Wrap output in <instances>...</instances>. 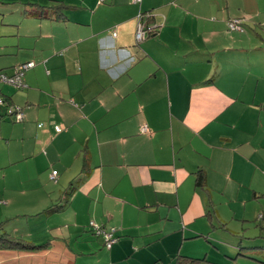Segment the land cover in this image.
<instances>
[{"label":"crops","instance_id":"crops-1","mask_svg":"<svg viewBox=\"0 0 264 264\" xmlns=\"http://www.w3.org/2000/svg\"><path fill=\"white\" fill-rule=\"evenodd\" d=\"M15 2L0 69L36 64L25 88L0 83L24 110L0 107V220L39 248L0 246V264H264L242 238L256 219L264 239V46L227 24L264 28V1Z\"/></svg>","mask_w":264,"mask_h":264},{"label":"built area","instance_id":"built-area-1","mask_svg":"<svg viewBox=\"0 0 264 264\" xmlns=\"http://www.w3.org/2000/svg\"><path fill=\"white\" fill-rule=\"evenodd\" d=\"M134 1H141V0H134ZM144 15V14H143ZM141 15V16H143ZM150 15V13L145 14ZM228 26L231 30H242L241 27V19L240 18H233L229 21ZM155 29L154 26L146 24L145 22H142L140 24L139 30L137 32V38L138 40H142L144 39L150 32H152ZM117 33L114 32V35H116ZM35 62L34 61H28L25 63H21L19 65H17L15 67V70L13 73H7L3 70H0V83H5V84H9L12 85L16 88H25L27 86V84L25 83V72L34 67L35 66ZM5 100L4 98H0V105L4 104ZM7 113L9 115H14L15 118L18 121H21L24 119V110L22 107L20 106H15V105H7L6 107ZM143 131H147V127H143L142 129ZM58 175V171L54 170L51 174V178L52 179H56ZM92 225H95V229L96 231L100 234L102 233L107 241V246L111 247L116 241L117 238L113 235V232L111 230H103L101 228H99L100 226L97 225L95 223V221H91Z\"/></svg>","mask_w":264,"mask_h":264},{"label":"rangeland","instance_id":"rangeland-1","mask_svg":"<svg viewBox=\"0 0 264 264\" xmlns=\"http://www.w3.org/2000/svg\"><path fill=\"white\" fill-rule=\"evenodd\" d=\"M18 5L19 4L16 3L15 0H0V7L4 8V10L0 8V22H2L1 21L2 16L4 14H6L7 12H9V15H12L10 13L12 11V7L17 8ZM6 20H8V19H6ZM5 22H9V21H5ZM0 25H1V23H0ZM14 26L15 25H7V24L4 25L5 30L3 27V32H7V33H5V34L3 33L5 36H3L4 38L2 40H0V44H2V43H3L2 45L7 44V46L14 44V41H15V39H14V37H15L14 36V31H15ZM244 31H246L247 37L250 36V38H252L255 41V42H253L254 44H256V45L261 44L262 46H264V28L263 27L257 28V26L251 25V24L246 22L245 27H244ZM36 34H37L36 37H39L40 31L37 32ZM253 47H257V46L252 45V48ZM255 49H258V48H255ZM251 52L255 54V52H258V51H251ZM256 57L259 58V55H257ZM259 61L264 64V58H259ZM221 202H223V203H220V200L216 201V203L219 205L218 206L219 209L223 210L222 215H226V211L228 210L227 204H226L227 202H225V201H221ZM1 212H2V209L0 207V219H1V217H3ZM212 214L215 215V212L212 211ZM226 218H230V216H227ZM215 220H217L216 217H215ZM254 221H253V224L249 225V227L247 229V233L244 235L245 237H242L244 244L246 246V248H244V251H250L248 244L254 245V246H264V239L257 237L258 236V228L254 225V223H256V219ZM230 222H233V220H231ZM3 226H4V224L2 226H0V232H3ZM224 226H226V225H224ZM216 233H222V231L218 230ZM222 239H224V238L222 237ZM250 256H253V255L250 254Z\"/></svg>","mask_w":264,"mask_h":264},{"label":"trees","instance_id":"trees-1","mask_svg":"<svg viewBox=\"0 0 264 264\" xmlns=\"http://www.w3.org/2000/svg\"><path fill=\"white\" fill-rule=\"evenodd\" d=\"M61 10V8H59L57 5H55L54 7L52 6L50 8V10H46L44 7H42L40 10H38L37 14H40L41 16H47L52 12H57ZM233 18H240L241 19V27H242V30H232V31H244V27H245V20L244 18L242 17H232V18H229V20L227 21V24L229 23V21ZM229 28V26H228ZM230 29V28H229ZM231 30V29H230ZM19 65V64H18ZM17 66V65H16ZM2 70V69H0ZM14 70H15V67H14ZM4 71V70H3ZM6 72V71H5ZM14 72V71H13ZM12 72V73H13ZM8 73V72H7ZM11 74V73H10ZM4 100L6 101L7 105H11L10 104V101L8 100L7 97L4 98ZM6 105V106H7ZM0 107H2V105H0ZM6 114L9 115L7 113V110H6ZM9 116H12L13 118H15L14 115H9ZM16 119V118H15ZM17 120V119H16ZM18 121V120H17ZM87 163V160H85V164ZM87 165V164H86ZM54 180H57L54 179ZM205 183H206V177L203 173L202 170H199L198 173H197V186H205ZM75 190V186H73L72 184L70 185L69 189L67 190V193L68 194H72L73 191ZM55 209L54 207H52V210ZM91 221H94V220H91ZM91 221H90V226H91V230L93 231V233L97 236H101L103 239H104V242H105V246L107 248H111L117 241H118V237L115 235V229H109V228H106L104 225L100 224V223H97L95 221V223L97 225H99L101 229L103 230H111L113 232V235L117 238V241L111 246V247H108L107 246V241L104 237V235L102 233H98L95 229V225H92L91 224ZM4 222L3 221H0V225H2ZM259 235L260 236H263L264 237V223L263 222H260L259 223ZM0 246L1 247H5V248H20V249H25V250H34L35 248H39L38 245H33L32 243H30L28 240L26 239H23V238H14L12 236H10L7 232H2L0 234ZM204 259H183V260H179V264H201V261H203Z\"/></svg>","mask_w":264,"mask_h":264}]
</instances>
